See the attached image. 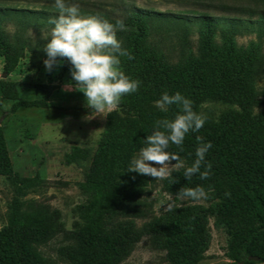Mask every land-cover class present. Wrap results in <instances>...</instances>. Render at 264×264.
<instances>
[{
    "label": "trees",
    "instance_id": "1",
    "mask_svg": "<svg viewBox=\"0 0 264 264\" xmlns=\"http://www.w3.org/2000/svg\"><path fill=\"white\" fill-rule=\"evenodd\" d=\"M264 5V0H252ZM107 19L117 27L116 36L132 59L120 57L121 70L140 81L137 91L122 96L97 140L96 149L84 171L83 186L87 200L78 208V220L66 230L56 210L40 207L24 211L0 230V264H57L44 256L40 246L55 235L62 234L66 243L58 249V256L69 264H119L141 237L134 217L143 212L141 193L151 182L149 175L126 170L132 155L143 145L154 121L171 119L179 111L169 105L167 112L154 107L163 91L170 95L180 92L192 101L193 110L201 113L206 101L228 105L216 117L204 114L205 123L197 133L184 137L181 147L170 144L176 152L177 167L163 178L164 189L177 195L181 186L201 185L206 191L208 206L201 204L172 205L161 215L152 217L145 225V233L153 236L165 250L172 264H191L203 258L211 235L209 216L216 228L228 234L229 264H246L250 256L264 255V109L254 111L264 97V9L254 21L250 13H240L248 19L209 15L182 17L145 11L134 6L115 16L101 10L82 11ZM57 14L53 5L43 9L0 5V54L3 69L8 72L27 50L33 60H43L46 39H32L25 34L31 21L36 26L48 24ZM13 18L21 32L9 33L4 22ZM154 32L175 34L187 51L174 57L171 50L153 41ZM241 32L254 33L255 39L238 43ZM40 33V32H39ZM39 33L38 36H39ZM195 34L194 43L190 41ZM61 59L66 68L71 65ZM262 79L261 91L257 82ZM0 124V166L8 162L3 146ZM199 135L211 141L205 155L211 169L207 178L198 174L186 180L184 167L194 159ZM80 156L88 153L80 149ZM203 170V165H201ZM225 192L229 193L225 196Z\"/></svg>",
    "mask_w": 264,
    "mask_h": 264
},
{
    "label": "rangeland",
    "instance_id": "2",
    "mask_svg": "<svg viewBox=\"0 0 264 264\" xmlns=\"http://www.w3.org/2000/svg\"><path fill=\"white\" fill-rule=\"evenodd\" d=\"M81 15H93L82 11L101 10L110 15H121L125 6H134L145 11L165 15L195 17L209 15L227 18L240 13H250L257 21L258 12L264 5L252 0H74ZM0 5L43 9L53 5V0H0ZM241 19L248 17L241 16ZM4 30L18 31L21 26L13 18L4 22ZM50 25L36 26L31 21L25 27V34L32 39L44 37ZM40 32V33H39ZM39 33V36L38 34ZM153 41L171 50L175 57L178 51H187L186 43H181L175 34L154 32ZM255 39V34L241 32L238 43L246 44ZM190 41L194 43L195 34ZM264 49V45H263ZM43 60H33L27 50L6 72L3 69L4 57L0 54V124L2 125L3 146L8 162L0 166V230L9 222L20 217L24 211L49 207L59 214L66 230L72 228L78 218V208L87 200L83 186V175L97 140L108 119V113H91L84 104L83 93L76 89L62 62L51 71H45ZM262 79L257 82L260 93ZM254 111L264 109V97ZM228 105L216 101H206L201 105V114L216 117ZM80 149L88 153L80 156ZM80 152V153H79ZM154 163V162H149ZM169 173L177 167L169 162ZM154 178L141 193L142 215L134 217L141 230L140 239L129 254L119 264H172L166 259V252L160 248L153 236L145 233V225L152 217L161 215L172 205L201 204L208 206L206 198L190 200L180 195L168 193L163 186V178ZM211 239L202 259L191 264H229L232 259L227 254L228 234L216 228L213 217L208 223ZM66 243L62 234L55 235L40 246L44 256L57 264H69L58 256V249ZM246 264H264V255L250 256Z\"/></svg>",
    "mask_w": 264,
    "mask_h": 264
},
{
    "label": "clouds",
    "instance_id": "3",
    "mask_svg": "<svg viewBox=\"0 0 264 264\" xmlns=\"http://www.w3.org/2000/svg\"><path fill=\"white\" fill-rule=\"evenodd\" d=\"M53 6L57 14L49 17L51 27L43 37L46 39L42 47L45 71H51L62 62L59 58H65L71 65L69 73L73 84L83 93L85 106L91 113L99 115L115 108L122 96L136 92L140 81L127 76L120 67V57L132 59L116 36L117 27L122 29L123 22L116 20L114 26L97 15H81L74 0H53ZM169 105H176L179 111L171 119L154 121L150 134L143 139V145L129 160L127 171L154 178L168 175L169 162L179 159L176 152L168 150L169 145L181 147L186 134L197 133L204 125L205 117L194 111L192 101L180 92L170 95L165 90L154 101V107L160 112H167ZM195 140L194 159L183 170L186 180L196 174L203 180L211 169L210 162L205 160L212 147L211 141L199 135L195 136ZM177 195L199 200L206 198L207 194L201 185H196L181 186Z\"/></svg>",
    "mask_w": 264,
    "mask_h": 264
}]
</instances>
